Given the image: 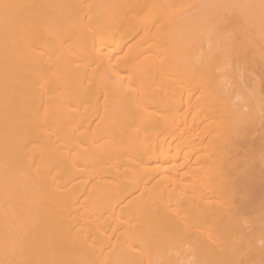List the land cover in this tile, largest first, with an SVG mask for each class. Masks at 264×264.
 Wrapping results in <instances>:
<instances>
[{
  "label": "bare ground",
  "instance_id": "bare-ground-1",
  "mask_svg": "<svg viewBox=\"0 0 264 264\" xmlns=\"http://www.w3.org/2000/svg\"><path fill=\"white\" fill-rule=\"evenodd\" d=\"M0 264H264V0H0Z\"/></svg>",
  "mask_w": 264,
  "mask_h": 264
}]
</instances>
